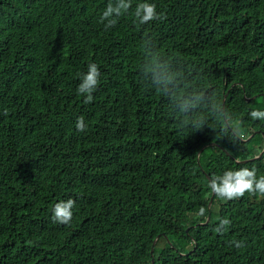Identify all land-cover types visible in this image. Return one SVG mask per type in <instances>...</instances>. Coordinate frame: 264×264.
Returning a JSON list of instances; mask_svg holds the SVG:
<instances>
[{
    "label": "trees",
    "instance_id": "trees-1",
    "mask_svg": "<svg viewBox=\"0 0 264 264\" xmlns=\"http://www.w3.org/2000/svg\"><path fill=\"white\" fill-rule=\"evenodd\" d=\"M108 3L0 0V264H264V195L209 208L208 186L264 176V0H132L106 30Z\"/></svg>",
    "mask_w": 264,
    "mask_h": 264
},
{
    "label": "clouds",
    "instance_id": "clouds-1",
    "mask_svg": "<svg viewBox=\"0 0 264 264\" xmlns=\"http://www.w3.org/2000/svg\"><path fill=\"white\" fill-rule=\"evenodd\" d=\"M132 8V0H109V3L101 16V23L105 24V29L114 27L117 23V18L127 13ZM189 9L191 10L189 12ZM218 7L215 9L217 10ZM185 13L187 15H206L202 13L194 4L193 0H186ZM135 17L140 24H146L150 21L160 18V14L156 11V5L150 3H138L135 7ZM23 20H32L30 18H22ZM101 72L96 63L88 65L86 74H82L81 82L77 88V93L84 95L85 103H91L94 99L92 93L97 89L100 82ZM215 107V106H214ZM226 122H230V117L226 111L220 108ZM253 119H264V111L254 110L250 113ZM86 124L83 117L77 119L76 128L78 131H86ZM259 157V156H257ZM255 159H257L255 157ZM254 160V159H253ZM209 188L214 196L218 199L235 200L245 196V194L264 195V176L257 178V170L255 168L241 167L239 170H228L223 175L213 176L209 181ZM76 206L75 199L63 198V201L57 203L53 208L52 220L54 223L68 225L73 219V209ZM205 208L199 209V215L205 216ZM211 216V215H210ZM211 219V218H210ZM230 221L227 218L221 219L215 231L223 234L227 230ZM239 249L244 246L242 241L231 242Z\"/></svg>",
    "mask_w": 264,
    "mask_h": 264
},
{
    "label": "water",
    "instance_id": "water-1",
    "mask_svg": "<svg viewBox=\"0 0 264 264\" xmlns=\"http://www.w3.org/2000/svg\"><path fill=\"white\" fill-rule=\"evenodd\" d=\"M251 138V136L249 137V139ZM260 157V156H259ZM259 157H256V158H259ZM253 159H255V158H253ZM253 159H251V160H253ZM213 197H214V193H213V195H212V198H211V201H210V204H209V208H211V206H212V203H213ZM210 218H211V216L209 215L208 216V219H207V221H206V223H208L209 221H210ZM188 232V231H187ZM159 238L160 237H158L156 240H155V242L153 243V244H156V242L159 240ZM152 252H153V249H152Z\"/></svg>",
    "mask_w": 264,
    "mask_h": 264
}]
</instances>
